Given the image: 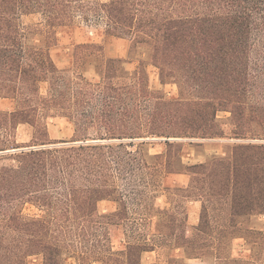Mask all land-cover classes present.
<instances>
[{
    "label": "trees",
    "instance_id": "16d2710c",
    "mask_svg": "<svg viewBox=\"0 0 264 264\" xmlns=\"http://www.w3.org/2000/svg\"><path fill=\"white\" fill-rule=\"evenodd\" d=\"M82 1L0 0V96L15 101L13 110H0V264L37 258L66 264L75 250L96 253L91 225L103 223L98 202L115 197L122 185L142 206L161 171L201 174L212 196L220 188L216 178L224 177L233 215L264 213V0L102 4L108 34L131 41L129 57L140 62L133 75L124 66L129 60L108 58L95 43L76 47L75 74L57 66L51 55L57 31L73 23ZM30 14H41L46 25L25 26L22 18ZM88 57L97 78L86 74ZM148 64L163 81L179 78L195 98L150 90ZM220 112L231 113L234 137L262 143L238 144L228 157L211 154L206 166L185 162L186 145L171 138L195 146L194 139L223 137ZM57 116L74 124L75 139L49 138L48 119ZM21 124L32 126L30 142L18 141ZM156 141L164 152H150ZM117 201L124 212L105 218H126L127 201ZM26 203L45 215L24 216ZM126 249L128 264L153 250L138 241Z\"/></svg>",
    "mask_w": 264,
    "mask_h": 264
},
{
    "label": "rangeland",
    "instance_id": "374dc122",
    "mask_svg": "<svg viewBox=\"0 0 264 264\" xmlns=\"http://www.w3.org/2000/svg\"><path fill=\"white\" fill-rule=\"evenodd\" d=\"M110 0H83L75 9L74 21L69 26L58 29V43L51 48V55L61 69L76 73V47L79 44L95 43L103 47V53L108 58H123L129 60L125 69L133 75L139 69L140 62L129 57L131 41L108 34V18L102 10V4ZM25 26L32 24L46 25L41 14L23 16ZM94 58L88 57L85 63L87 76L97 78L98 67L92 63ZM95 61V60H94ZM147 85L150 90L163 92L168 98H195L190 94L179 78L167 77L161 79L160 69L147 65ZM46 85L42 86V92ZM15 108L12 98L0 96V110L11 111ZM230 112H220L221 125L225 134L220 138L194 139L195 146L186 143L189 138H171L184 142L183 156L185 162L209 164L207 161L215 148L220 155L230 156L232 147L238 144L256 143L261 139H242L234 137V126L230 123ZM49 138L53 141H71L75 139L74 124L66 117L48 119ZM33 128L29 124H21L17 130L19 142H30ZM151 153H161L166 145L161 141L151 143ZM9 162V161H7ZM207 162V163H206ZM205 165V166H206ZM204 170L203 168L198 171ZM179 181L176 177H167L163 171L159 174L156 187L141 197V203H135L122 190L111 199L100 200L97 212L103 223L92 224L94 228L91 240L98 243L96 253L87 254L76 251L77 264H128L126 245L133 242H146L153 250L139 254L133 259L134 264H264V213L255 211L252 214H232V193L223 190L227 183L224 177L216 178L218 192L213 196L208 191L209 181L203 176L184 173ZM194 178L197 182H193ZM186 185L182 184L183 181ZM198 187V189H197ZM189 188L191 192H187ZM199 188H203L199 189ZM191 197H186V195ZM127 201L126 218H105L114 212H124L121 198ZM120 202V203H119ZM122 204V203H121ZM24 216L40 217L45 211L26 203L21 208ZM189 212L195 215V222L188 220ZM74 240V239H73ZM74 243V241H72ZM111 252V253H110ZM33 259L31 264L36 263Z\"/></svg>",
    "mask_w": 264,
    "mask_h": 264
},
{
    "label": "crops",
    "instance_id": "0c3cea01",
    "mask_svg": "<svg viewBox=\"0 0 264 264\" xmlns=\"http://www.w3.org/2000/svg\"><path fill=\"white\" fill-rule=\"evenodd\" d=\"M212 153H214V154H220L218 148H215V150H213ZM171 176L172 177H176V179L179 181V179H181V177L186 176V175L184 173H171L167 177H171ZM178 185L183 186V185H186V183L183 181L182 184H179L178 183ZM195 218H196L195 215L193 217L192 214H191V212H189L188 220L191 221L192 223H194L195 222ZM35 260H37V261H36V263H33V264H42L41 258H37ZM66 264H77V261L74 259L73 262L68 261Z\"/></svg>",
    "mask_w": 264,
    "mask_h": 264
},
{
    "label": "water",
    "instance_id": "95a60500",
    "mask_svg": "<svg viewBox=\"0 0 264 264\" xmlns=\"http://www.w3.org/2000/svg\"><path fill=\"white\" fill-rule=\"evenodd\" d=\"M27 149V148H26ZM1 153V152H0Z\"/></svg>",
    "mask_w": 264,
    "mask_h": 264
}]
</instances>
